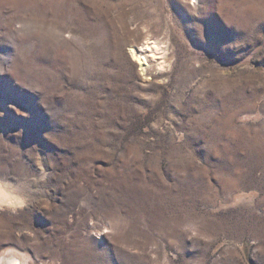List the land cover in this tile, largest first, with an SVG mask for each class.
<instances>
[{
    "label": "rangeland",
    "instance_id": "rangeland-1",
    "mask_svg": "<svg viewBox=\"0 0 264 264\" xmlns=\"http://www.w3.org/2000/svg\"><path fill=\"white\" fill-rule=\"evenodd\" d=\"M0 192V264H264V0H0Z\"/></svg>",
    "mask_w": 264,
    "mask_h": 264
},
{
    "label": "bare ground",
    "instance_id": "bare-ground-1",
    "mask_svg": "<svg viewBox=\"0 0 264 264\" xmlns=\"http://www.w3.org/2000/svg\"><path fill=\"white\" fill-rule=\"evenodd\" d=\"M193 1V0H192ZM158 50V45H156L155 43H151V42H146L145 44H144V48H143V51L144 52H147V51H149V53L151 54V55H153L154 54V52L155 51H157ZM141 51V50H140ZM2 190V189H1ZM1 192H0V197H1ZM9 195V194H8ZM7 195V196H8ZM6 196V195H5ZM7 196H6V198H7ZM4 198V197H3ZM1 199V198H0ZM7 199H11L10 197H8ZM13 199V198H12ZM6 200V199H5ZM9 201V200H8ZM11 201V200H10ZM10 203H13V202H10ZM5 264H21L20 262H19V260L18 259H7L6 260V263Z\"/></svg>",
    "mask_w": 264,
    "mask_h": 264
}]
</instances>
